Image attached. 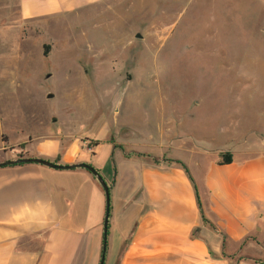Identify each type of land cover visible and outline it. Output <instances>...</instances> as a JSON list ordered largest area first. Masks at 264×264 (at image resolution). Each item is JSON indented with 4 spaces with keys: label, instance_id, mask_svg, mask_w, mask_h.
<instances>
[{
    "label": "rangeland",
    "instance_id": "rangeland-1",
    "mask_svg": "<svg viewBox=\"0 0 264 264\" xmlns=\"http://www.w3.org/2000/svg\"><path fill=\"white\" fill-rule=\"evenodd\" d=\"M125 129L152 154L187 135L192 169L260 143L264 0H106L0 32V144Z\"/></svg>",
    "mask_w": 264,
    "mask_h": 264
},
{
    "label": "crops",
    "instance_id": "crops-1",
    "mask_svg": "<svg viewBox=\"0 0 264 264\" xmlns=\"http://www.w3.org/2000/svg\"><path fill=\"white\" fill-rule=\"evenodd\" d=\"M104 1L0 0V32L97 13ZM130 130L115 140L90 136L92 147L49 136L10 148L2 138L0 162L22 155L94 166L111 187L104 264H264V139L231 150L230 163L217 161L227 146L192 169L187 135L177 150L152 154L130 142ZM105 213L104 188L85 168L0 167V264H99Z\"/></svg>",
    "mask_w": 264,
    "mask_h": 264
},
{
    "label": "water",
    "instance_id": "water-1",
    "mask_svg": "<svg viewBox=\"0 0 264 264\" xmlns=\"http://www.w3.org/2000/svg\"><path fill=\"white\" fill-rule=\"evenodd\" d=\"M137 37H141V35H137ZM49 98L53 97L52 94L48 95ZM54 121H57V119H54ZM121 135L124 137L130 136V130L125 129L121 132ZM20 163H37L41 165H45L51 168L55 169H74V168H85L88 171H90L100 182L102 187L105 191L106 196V213H105V220H104V239H103V247H102V254L99 264H104L106 259V252H107V238H108V228H109V216H110V206H111V196H110V186L107 184L103 176L100 174V172L91 164L88 163H75V164H58L56 162H52L50 160H47L45 158L41 157H23L20 156L18 159L13 160H7L4 162H0V167L8 166V165H14V164H20Z\"/></svg>",
    "mask_w": 264,
    "mask_h": 264
},
{
    "label": "trees",
    "instance_id": "trees-1",
    "mask_svg": "<svg viewBox=\"0 0 264 264\" xmlns=\"http://www.w3.org/2000/svg\"><path fill=\"white\" fill-rule=\"evenodd\" d=\"M220 164H225V163H230L233 161V156L230 153H222L221 155H219L218 160H217ZM176 164L181 165L182 167H184L186 169V167L184 166V164L180 161H175ZM196 231L192 233L193 236H196ZM257 264H259V262H256Z\"/></svg>",
    "mask_w": 264,
    "mask_h": 264
},
{
    "label": "flooded vegetation",
    "instance_id": "flooded-vegetation-1",
    "mask_svg": "<svg viewBox=\"0 0 264 264\" xmlns=\"http://www.w3.org/2000/svg\"><path fill=\"white\" fill-rule=\"evenodd\" d=\"M113 140H115V138H113ZM121 147V146H120ZM121 148H123V147H121Z\"/></svg>",
    "mask_w": 264,
    "mask_h": 264
}]
</instances>
